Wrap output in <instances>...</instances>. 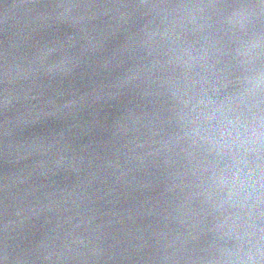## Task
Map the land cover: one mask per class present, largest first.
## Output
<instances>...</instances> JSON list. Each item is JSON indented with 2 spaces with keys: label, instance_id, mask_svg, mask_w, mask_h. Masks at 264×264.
I'll use <instances>...</instances> for the list:
<instances>
[{
  "label": "water",
  "instance_id": "95a60500",
  "mask_svg": "<svg viewBox=\"0 0 264 264\" xmlns=\"http://www.w3.org/2000/svg\"><path fill=\"white\" fill-rule=\"evenodd\" d=\"M0 264H264V0H0Z\"/></svg>",
  "mask_w": 264,
  "mask_h": 264
},
{
  "label": "clouds",
  "instance_id": "9594fccd",
  "mask_svg": "<svg viewBox=\"0 0 264 264\" xmlns=\"http://www.w3.org/2000/svg\"><path fill=\"white\" fill-rule=\"evenodd\" d=\"M229 124H232L233 122L232 121H228Z\"/></svg>",
  "mask_w": 264,
  "mask_h": 264
}]
</instances>
